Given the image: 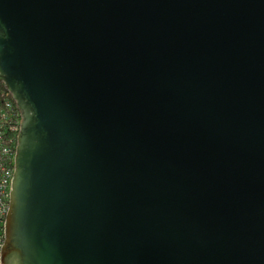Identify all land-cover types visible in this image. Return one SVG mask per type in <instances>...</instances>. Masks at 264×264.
<instances>
[{
  "label": "water",
  "instance_id": "95a60500",
  "mask_svg": "<svg viewBox=\"0 0 264 264\" xmlns=\"http://www.w3.org/2000/svg\"><path fill=\"white\" fill-rule=\"evenodd\" d=\"M0 82L1 264H264V0H0Z\"/></svg>",
  "mask_w": 264,
  "mask_h": 264
},
{
  "label": "built area",
  "instance_id": "2783aa9c",
  "mask_svg": "<svg viewBox=\"0 0 264 264\" xmlns=\"http://www.w3.org/2000/svg\"><path fill=\"white\" fill-rule=\"evenodd\" d=\"M6 94L10 93H3L6 99L3 110L0 111V264L15 169L17 139L22 122L21 111L13 98L9 99Z\"/></svg>",
  "mask_w": 264,
  "mask_h": 264
},
{
  "label": "trees",
  "instance_id": "16d2710c",
  "mask_svg": "<svg viewBox=\"0 0 264 264\" xmlns=\"http://www.w3.org/2000/svg\"><path fill=\"white\" fill-rule=\"evenodd\" d=\"M3 93H7V92L4 85L0 82V111L3 110L6 99L5 96H3ZM6 96H8L9 99H12V96L10 94H6Z\"/></svg>",
  "mask_w": 264,
  "mask_h": 264
}]
</instances>
